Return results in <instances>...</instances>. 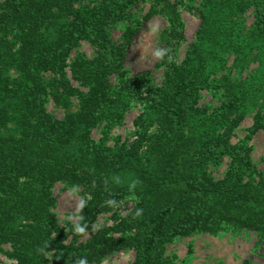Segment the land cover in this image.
Wrapping results in <instances>:
<instances>
[{"label": "trees", "instance_id": "obj_1", "mask_svg": "<svg viewBox=\"0 0 264 264\" xmlns=\"http://www.w3.org/2000/svg\"><path fill=\"white\" fill-rule=\"evenodd\" d=\"M188 1L201 23L181 63L178 4L155 0L150 12L169 20L159 86L147 73L127 74L135 29L124 44L110 38L127 17L119 0L0 1V251L12 264L101 263L122 250L134 252L133 264H164L166 244L180 237L229 230L264 238V173L247 143L232 142L253 110L251 134L264 130V0ZM82 41L94 56L69 63ZM203 90L223 94L210 113L199 105ZM50 99L65 108L76 100V109L58 118ZM132 103L143 106L134 139L109 144L108 130ZM102 124L96 140L91 131ZM226 158L215 179L210 168ZM57 183L83 197L75 222L55 217ZM123 201L133 203L126 216L82 240Z\"/></svg>", "mask_w": 264, "mask_h": 264}, {"label": "rangeland", "instance_id": "obj_2", "mask_svg": "<svg viewBox=\"0 0 264 264\" xmlns=\"http://www.w3.org/2000/svg\"><path fill=\"white\" fill-rule=\"evenodd\" d=\"M3 1V0H0ZM5 1V0H4ZM126 6L124 12L127 17L120 21L109 31L110 38L116 44L126 43L124 34L131 27L135 29V34L131 38L130 44L125 52V68L128 76L147 73L150 86L162 84L166 70L158 65L165 50L160 44L161 31L169 25L166 15L155 12L150 14L155 5V0H119ZM178 4V14L184 26V41L175 48V59L181 63L185 58L188 46L194 42L196 33L200 28V19L186 8L188 0H170ZM199 1V0H198ZM253 18L247 14L246 25L250 26ZM94 48L86 41H82L80 46L71 53L69 63L78 55H85L88 58L94 56ZM233 58L227 62V67L231 68ZM252 65L249 70L254 69ZM69 71V70H68ZM69 73V72H68ZM249 71L243 73L245 77ZM221 75V74H219ZM75 86L77 83L73 82ZM82 90H85L81 88ZM223 99L221 92L203 90L199 102L200 107L207 109L210 113L219 107ZM77 101L74 100L69 108L57 105L52 99L47 103V108L58 118H63L69 111L76 109ZM142 105L132 103L124 112L121 123H117L108 130L109 144H113L114 137L122 140L134 139L133 129L135 119L142 112ZM256 110L250 112L241 125L237 127L233 134V143H247L252 148V159L261 173H264V130L251 134L250 127L255 122ZM264 114V112H263ZM104 124L92 129V136L99 140L105 131ZM229 166V160L224 161L210 168L215 179L223 178ZM56 199L53 212L59 224L75 222L79 219V213L83 206V197L79 190L70 188L62 183H57L53 188ZM133 203L122 202L112 211L102 213L94 225V229L87 232L82 240L90 238L103 225H113L120 217L126 216L131 210ZM8 249V246H3ZM135 254L133 251H121L108 256L101 263L91 264H133ZM13 262L0 251V264H12ZM164 264H264V238L262 240L251 231H224L217 234L196 233L188 237H180L166 244Z\"/></svg>", "mask_w": 264, "mask_h": 264}]
</instances>
